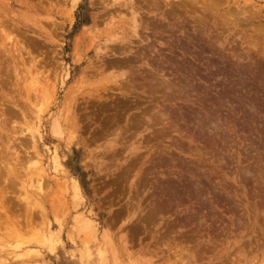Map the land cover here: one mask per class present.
Masks as SVG:
<instances>
[{
	"label": "rangeland",
	"instance_id": "1",
	"mask_svg": "<svg viewBox=\"0 0 264 264\" xmlns=\"http://www.w3.org/2000/svg\"><path fill=\"white\" fill-rule=\"evenodd\" d=\"M121 1L0 0V264H264V0L144 40Z\"/></svg>",
	"mask_w": 264,
	"mask_h": 264
},
{
	"label": "bare ground",
	"instance_id": "2",
	"mask_svg": "<svg viewBox=\"0 0 264 264\" xmlns=\"http://www.w3.org/2000/svg\"><path fill=\"white\" fill-rule=\"evenodd\" d=\"M207 1V0H206ZM220 1V0H219ZM222 1V0H221ZM199 2H202V4L200 5V6H206L205 8H201L203 11H206L207 12V10H208V13L207 14H209V11L211 10L213 13V15H216L217 14V12H216V9H217V7L218 6H220L219 4L217 5V4H215V3H212V1L209 3V0H208V2H207V4H206V2H205V0H199V1H197V3H196V1L194 0H123V1H121V2H116V3H113V6H111V8L112 9H109V10H107V12H105V13H107V14H105V15H109V17L111 18V16H117L116 14H118L119 15V13L120 12H122V11H124L123 9H125V11H127V10H129V13H131V15H129V17H130V24H131V32L130 31H128V29L127 28H130V27H127L125 30L126 31H124V30H122L123 32H121L120 30H118V31H120L122 34H124V35H126V34H128V35H130V36H132V37H134V36H139V34H140V37L141 38H143V40H144V37H145V39H146V37L148 38L150 35H155L157 32H158V29L160 28V27H163V24H162V22H163V20L164 19H169V20H172L173 22H175V20H176V18H178L177 19V21L178 20H180V19H182V16H185V14L187 15L188 14V12H189V10H188V8L190 7H192V5H194V3L197 5ZM217 3V2H216ZM188 5H189V7H188ZM197 6H199V5H197ZM195 7V6H194ZM216 8V9H215ZM219 8V7H218ZM199 9V8H198ZM200 9V10H201ZM215 10V11H214ZM155 11H162V13H161V15L163 16V20L161 21V19H160V17H157L156 15H150V14H152L153 12H155ZM128 12V11H127ZM206 12H205V14L204 15H207L206 14ZM214 12H216V14L214 13ZM185 13V14H184ZM196 13V12H195ZM194 13V14H195ZM224 13H226V12H224ZM227 13H229V12H227ZM242 13H244L243 11H242ZM124 13L122 12V14H120V16L121 15H123ZM193 14V15H194ZM222 14V13H221ZM197 15V14H196ZM223 16L222 17H225V15H227V14H222ZM97 15H95V17H96ZM120 16H117L116 18L117 19H119L120 18ZM125 16H127L126 15V13H125ZM195 16V15H194ZM199 17H200V15H198ZM221 16V15H220ZM219 16V17H220ZM101 17H104V15L103 16H101ZM122 18H123V16H121ZM128 17V16H127ZM186 17V16H185ZM191 17H192V15H191ZM197 17V16H196ZM202 17V16H201ZM212 17H214V16H212ZM218 17V18H219ZM235 17V15H233L232 14V16H231V18H230V15L229 16H227V18H228V22H229V20L231 19L232 20V18H234ZM97 18V17H96ZM115 18V19H116ZM125 18V17H124ZM162 18V17H161ZM187 18H188V16H187ZM187 18L185 19V21L187 20ZM226 18V17H225ZM225 18H223L224 19V21H226L225 20ZM230 18V19H229ZM95 19V18H94ZM97 19H100V17L99 18H97ZM195 19V18H194ZM198 19V18H197ZM201 19V18H200ZM205 19H207V17L205 18ZM213 19V18H212ZM110 20V19H109ZM183 20V19H182ZM196 20V19H195ZM202 20H204V19H202ZM95 21V20H94ZM97 21V20H96ZM165 21V20H164ZM177 21L175 22L176 24H177ZM184 21V20H183ZM192 21V20H191ZM197 21V20H196ZM195 21V22H196ZM219 21V20H218ZM220 21L221 22H223L224 23V21H222V19H220ZM219 21V22H220ZM170 22V21H169ZM179 22V21H178ZM189 22V21H188ZM193 22V21H192ZM198 22V21H197ZM199 22H200V24H201V22L202 21H200L199 20ZM212 22H214V21H212ZM216 22V21H215ZM128 23V22H127ZM165 23V22H164ZM182 23H184V22H182ZM190 23V22H189ZM207 23V22H206ZM130 24H128V25H130ZM171 24V23H170ZM173 24V23H172ZM179 24V23H178ZM188 24V23H187ZM186 24V25H187ZM197 24V23H196ZM202 24H205V23H202ZM214 25H216L215 23H213ZM212 24V25H213ZM222 24V23H221ZM228 24V23H227ZM175 25V24H174ZM173 25V26H174ZM183 25V24H182ZM185 25V24H184ZM189 25V24H188ZM191 25H193V23L192 24H190V26ZM225 25V24H224ZM139 26H141L142 28L140 29L141 31H142V29L143 30H145V31H142L143 33H141L140 31H139ZM168 26V30H170L171 28L169 27V24L167 25ZM179 27H180V25H178ZM166 27V26H165ZM176 28H178L177 27V25L175 26ZM188 26H186V28H187ZM192 27V26H191ZM202 27H204V26H202ZM205 27H206V25H205ZM263 27V26H262ZM174 28V27H173ZM189 28V27H188ZM187 28V29H188ZM264 28V27H263ZM166 29V28H165ZM179 29V28H178ZM177 29V30H178ZM181 29H183L182 27L180 28V31L178 30H176V32L178 33H180L181 31H183V30H181ZM258 29H259V27H258ZM261 30H262V28H260ZM167 30V29H166ZM166 30H164V31H166ZM172 30V29H171ZM170 30V31H171ZM199 30V29H198ZM260 30V31H261ZM127 31L129 32V33H127ZM160 31H162V33H163V30L161 29ZM174 31H175V28H174ZM186 31V30H185ZM187 31H190L189 29L187 30ZM254 31V30H253ZM258 31V30H257ZM263 31H264V29H263ZM118 33V32H116V31H112V33ZM140 32V33H139ZM168 32V31H167ZM191 32H193V31H190L189 33H191ZM200 32L202 33V31L200 30ZM199 31H198V33L199 34H201ZM256 32V31H255ZM113 33V34H114ZM166 33V32H165ZM168 33H170V32H168ZM167 33V35H170V34H168ZM194 33V32H193ZM188 34L189 35V37H190V35H192V36H194V35H196V34ZM196 33V32H195ZM112 34V36H114ZM120 34V33H119ZM143 34V35H142ZM183 34V33H182ZM204 34V33H203ZM253 34H256L257 36L259 35V33L258 32H256V33H253ZM252 34V35H253ZM260 34H262V31L260 32ZM115 35H118V34H115ZM127 35V36H128ZM161 35V34H160ZM165 35V34H164ZM172 35H174V34H172ZM184 35V34H183ZM198 35V34H197ZM207 35V34H206ZM263 35H264V32H263ZM263 35L261 36L260 35V37H263ZM166 36V35H165ZM201 36V35H200ZM204 36V35H203ZM6 37H9L8 35L6 36ZM123 37V36H122ZM125 37V36H124ZM152 37V36H151ZM155 37H157V35L155 36ZM160 37V36H159ZM161 37H163V36H161ZM174 37H176L175 35H174ZM180 37H181V35H180ZM183 37H187V35H185V36H183ZM194 37H198V36H194ZM210 37V36H209ZM259 37V36H258ZM169 38H171V36H169ZM148 40V39H147ZM172 40V39H171ZM202 40V39H201ZM174 41H175V39H174ZM176 41H177V38H176ZM144 42V41H143ZM183 42V41H182ZM203 42H204V39H203ZM142 42H140V45H142L141 44ZM171 43V42H170ZM172 43H173V41H172ZM176 43V42H175ZM178 44V43H177ZM139 45V42H138V47L140 46ZM144 45V44H143ZM142 45V46H143ZM146 45V44H145ZM171 45V44H170ZM170 45H169V47H170ZM178 45H180V48H181V42H180V44H178ZM148 46V45H147ZM152 46H153V44H152ZM151 46V47H152ZM198 46V45H197ZM204 46L205 45H202V49H204ZM136 47V46H135ZM156 47V46H155ZM179 47V46H178ZM185 47L186 46H184V49H182V50H185ZM188 47V46H187ZM130 48V47H129ZM132 48H134V47H131L130 49H132ZM137 48V47H136ZM140 48V47H139ZM138 48V49H139ZM147 48L148 47H146V50H147ZM150 48V47H149ZM148 48V49H149ZM189 48V47H188ZM187 48V49H188ZM130 49H126V50H130ZM142 49H144V48H142ZM186 49V50H187ZM191 49V48H190ZM196 49V48H195ZM199 49V48H198ZM197 49V50H198ZM124 51V52H126L127 53V51ZM135 49H132L131 50V52H129L130 53V55H131V53H132V51H134ZM140 50H141V48H140ZM189 50V49H188ZM196 50V51H197ZM199 50H201V49H199ZM139 51V50H138ZM150 51V50H149ZM158 51H160V49L158 50ZM171 51V50H170ZM168 52V53H170L171 54V52H173V51H171V52ZM175 51V50H174ZM190 51V50H189ZM193 50H191V53L193 54V52H192ZM195 51V50H194ZM205 51V50H204ZM203 51V52H204ZM184 52V51H183ZM185 52H187V51H185ZM198 52V51H197ZM200 52V51H199ZM202 52V51H201ZM125 53V55H126V58H123V59H121L122 58V56H121V58H119V59H116V60H114V61H112L113 63L115 62V63H119V64H126V63H132V61H134V58H137L136 57V55L137 54H140L141 55V57H142V55H146L145 53H146V51L144 52V50H141V51H139V52H137L136 54H134V55H129L128 53L126 54ZM151 53V52H150ZM158 53V52H157ZM156 53V54H157ZM175 53H176V51H175ZM123 53H120V55H122ZM170 54H168V56L170 55ZM184 54H186V53H184ZM192 54H190V55H192ZM194 54H196V52L194 53ZM115 55V54H114ZM127 55H129L130 57H127ZM139 55V56H140ZM160 55V54H159ZM167 55V54H166ZM164 56V58L166 59V57L167 56ZM178 54H176V56H177ZM182 55V54H181ZM188 55H189V53H188ZM187 55V56H188ZM189 55V56H190ZM118 57H119V55H117ZM147 56V55H146ZM153 56V55H152ZM158 56V55H157ZM171 56V57H170ZM169 57L172 59H174V57H172V55H170ZM174 56H175V54H174ZM188 56V57H189ZM125 57V56H124ZM140 57V58H141ZM149 57H151L150 56V54H149ZM148 57V59L146 60L148 63H151L152 64V61H148V60H150V59H152V58H149ZM155 57V56H154ZM153 57V58H154ZM161 56H159V58H160ZM178 57V56H177ZM176 57V58H177ZM181 57V56H180ZM193 57H197L196 55H194ZM140 58L138 59V61H142V60H144V59H146L145 57H143V59L141 58V60H140ZM156 58H158V57H156ZM155 58V59H156ZM158 58V59H159ZM169 58V59H170ZM136 59V60H137ZM161 59V58H160ZM164 59V60H165ZM184 59V58H183ZM135 60V61H136ZM153 60V59H152ZM157 60V59H156ZM155 60V62H159L158 60L156 61ZM161 60H163V58L161 59ZM167 60V59H166ZM175 60V62L176 61H178L177 59H174ZM174 60H173V64H174ZM179 60H180V58H179ZM189 60V59H188ZM138 61H136V62H138ZM168 62L170 61V60H167ZM181 61V60H180ZM180 61H179V63H180ZM183 61V60H182ZM184 61H185V59H184ZM183 61V62H184ZM112 62H110V63H112ZM136 62H134V64L136 63ZM145 62V61H144ZM164 62V61H163ZM171 62V61H170ZM186 62V61H185ZM114 63V64H115ZM188 63V62H187ZM156 64V63H155ZM154 64V65H155ZM157 64H161V63H157ZM163 64V63H162ZM161 64V65H162ZM165 64H167V65H169L168 63H166L165 62ZM201 64H203V63H201ZM201 64H200V66H201ZM177 65H178V63H177ZM129 66V65H128ZM151 66H153V65H151ZM170 66H171V64H170ZM175 66V65H174ZM153 67H158V65H156V66H153ZM152 67V68H153ZM166 67H169V66H166ZM178 67V66H177ZM177 67H174V68H176L177 69V71H179L178 70V68ZM164 68H165V65H164ZM154 69V68H153ZM159 71H162L159 67L157 68ZM170 69V68H169ZM168 68L166 69V71L167 72H169L168 70H169ZM171 69L172 70H175V69H173L172 67H171ZM196 69H197V67H196ZM177 71H174V72H177ZM181 71V70H180ZM157 72V71H156ZM171 72V71H170ZM184 73H185V71H184ZM188 73V72H187ZM171 74H173L172 72H171ZM171 74H169V75H171ZM180 74V73H179ZM186 74V73H185ZM180 75H182V74H180ZM184 76V75H183ZM186 76H189V75H186ZM186 76H184V77H186ZM170 77H172V76H169V78ZM176 77V76H175ZM174 77V78H175ZM178 77V76H177ZM160 79V78H159ZM158 79V80H159ZM164 79V78H163ZM163 79H161V80H163ZM173 79V78H172ZM186 79V78H185ZM188 79V78H187ZM169 81H170V79H168ZM167 80V81H168ZM179 80V79H178ZM177 79H176V81H178ZM182 80V79H181ZM181 80H179V83L180 84H184V82H186L187 83V81H184L183 83H181L180 81ZM183 80H184V78H183ZM190 79H188V81H189ZM166 81V82H167ZM171 81H173V83H174V80H171ZM161 82V81H160ZM163 82H164V80L162 81V83L161 84H163ZM176 83V82H175ZM189 83V82H188ZM164 84H165V82H164ZM178 84V83H177ZM179 84V85H180ZM165 86H166V84H165ZM133 89V88H132ZM132 89H130V91L132 90ZM133 91V90H132ZM170 94V93H169ZM171 95V94H170ZM169 96V95H168ZM166 98H167V96H166ZM169 98V97H168ZM170 98H171V96H170ZM171 100V99H170ZM56 122V121H55ZM54 130H57V132L56 131H54L55 133H56V135L58 134V133H60V130H62V129H60V127H59V123L58 122H56V123H54ZM62 133V132H61ZM201 134V133H200ZM60 135V134H59ZM58 136V135H57ZM61 136H62V134H61ZM60 137V136H59ZM1 163H3L2 161H0ZM4 165H5V163H3ZM9 165V164H8ZM1 166V165H0ZM9 167H10V165H9ZM2 168H6V171L4 172V173H1L0 172V181H2V183H3V187H2V190H4L3 191V193H2V199H3V201H4V199H6V193L8 192V188L11 186V185H13V180H12V176H11V173H10V169H12V168H8V167H3L2 166ZM1 168V169H2ZM8 168V169H7ZM1 171V170H0ZM13 171V170H12ZM10 173V174H9ZM13 174H14V172H13ZM6 175V176H5ZM38 189H40V185H39V187H38ZM72 196H73V198H74V200L75 199H77V198H80L81 197V187H80V185H79V183L76 181V180H73V184H72ZM37 193V192H36ZM40 194V193H39ZM40 196V195H39ZM38 196V197H39ZM43 195H41V197H42ZM37 198V196H33L32 195V197L30 196V197H26L25 198V200H26V202L27 203H29V204H31L32 202H35L36 201V199L35 198ZM38 202V201H37ZM77 213V212H76ZM82 216V215H81ZM80 216V217H81ZM86 216V215H85ZM75 217H76V215H75ZM84 219H86V217H84V214H83V220ZM91 219V218H90ZM76 220V219H75ZM74 220V221H75ZM79 220H82V219H80V218H78L77 219V225L79 224ZM76 223H74V224H76ZM81 223V222H80ZM82 225L83 226H85V231L86 230H88L87 232H86V234H87V236H88V238L90 237L89 236V233H90V235H95V233H96V230H94V228H93V224H92V222H91V224L87 221V220H84V221H82ZM75 226V225H74ZM80 227V226H79ZM78 229V228H77ZM80 229H82V228H80ZM79 229V230H80ZM96 229V228H95ZM78 230V231H79ZM80 231H82V230H80ZM79 231V232H80ZM95 231V232H94ZM89 232V233H88ZM81 233H84V231L83 232H81ZM79 234V233H78ZM83 235H85V234H83ZM93 235V236H94ZM87 236H85L86 238H87ZM108 237V236H107ZM104 240V239H103ZM109 241H112V240H110L109 239ZM108 241V242H109ZM104 242V241H103ZM106 243V242H105ZM111 243H113V242H111ZM111 245V244H110ZM112 248H110V250H111ZM113 250V249H112ZM112 250L110 251L112 254H113V252H112ZM105 252H106V249L104 250ZM105 252H103V250H102V252H100V253H105ZM114 252H116L115 251V248H114ZM108 253V252H107ZM107 253H105L104 254V256L107 254ZM103 254H102V256H103ZM115 254V255H114ZM113 254V256H116L117 255V253H114ZM22 256V255H21ZM19 257V256H18ZM104 260V259H103ZM105 260H106V258H105ZM107 261V260H106Z\"/></svg>",
	"mask_w": 264,
	"mask_h": 264
}]
</instances>
